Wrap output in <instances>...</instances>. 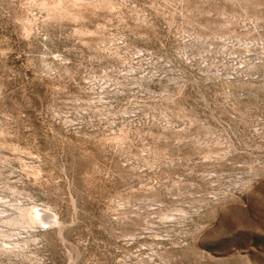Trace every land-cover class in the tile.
<instances>
[{
  "label": "rangeland",
  "instance_id": "1",
  "mask_svg": "<svg viewBox=\"0 0 264 264\" xmlns=\"http://www.w3.org/2000/svg\"><path fill=\"white\" fill-rule=\"evenodd\" d=\"M93 1L0 0V264H264V0Z\"/></svg>",
  "mask_w": 264,
  "mask_h": 264
},
{
  "label": "bare ground",
  "instance_id": "2",
  "mask_svg": "<svg viewBox=\"0 0 264 264\" xmlns=\"http://www.w3.org/2000/svg\"><path fill=\"white\" fill-rule=\"evenodd\" d=\"M93 2L91 3V2H89V0H39V4L44 6L45 8H47L51 13H54V15H55V13L57 15L61 11L65 12V9H66V11H68L67 8L70 9V6H72V7H74V6H79V7L80 6L81 7L88 6L89 7V6L95 5L97 3L96 1H95V3H93ZM35 3L37 4L38 2L37 1L34 2L33 5H35ZM99 3H101V1ZM106 3H107L106 4L107 6L105 5V3H104V5H103V3L97 4V5H101V7H104V6L108 7L109 4H111L108 2H106ZM97 5H95V7H99ZM62 14H60V15H62ZM19 210H20L19 213H17L15 216H13V217L10 216L7 218L8 224L13 225V226L32 227L34 225H52V224H55V222H58V218H55V216L52 215L54 213L51 210L44 211V210H40V209L37 210L36 208L35 209H33V208L32 209L19 208ZM0 235H2V232H0ZM4 245H5V243L2 240H0V249H2L4 247Z\"/></svg>",
  "mask_w": 264,
  "mask_h": 264
}]
</instances>
